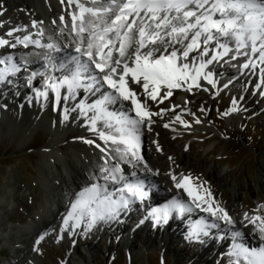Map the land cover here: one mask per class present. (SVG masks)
I'll use <instances>...</instances> for the list:
<instances>
[{"label":"snow or ice","instance_id":"snow-or-ice-1","mask_svg":"<svg viewBox=\"0 0 264 264\" xmlns=\"http://www.w3.org/2000/svg\"><path fill=\"white\" fill-rule=\"evenodd\" d=\"M59 2L66 3L72 10L66 11L70 20H66L64 14L59 16L56 36L48 35L45 39L43 20H32L31 28L36 29L35 32L22 26L0 35V49H17L18 46L29 49L31 46L41 50L28 54L42 61L43 71H33L27 78L29 85L37 77L43 80L41 88L34 89L36 97L47 103L52 93L55 108L59 109L62 103L65 105L63 121L69 120L70 111H78L87 121L85 127L102 142L81 138L99 150L102 163L94 164L88 176L90 182L70 196L57 243L64 239L65 232L76 235V230L82 228L87 235L100 222L118 221L122 211L149 196V185L145 183L147 174L155 176L159 172L150 167L143 155V136L145 129L152 131L153 117L163 118L172 113L163 127L173 132L177 131L175 124L189 132L192 130L193 123L183 119L185 114L195 117V125L204 123L191 109L177 113V108L182 107L179 104L159 107L173 96L174 90L209 91L202 81L216 88L217 81L210 66L226 57L231 60L244 57L243 69L259 70L257 90L264 96L261 87L264 86V0ZM5 11L0 4V16ZM5 23L0 22V28ZM56 23L54 20L53 24ZM29 62L23 54L19 59L12 52L0 54V85L12 84L11 78L21 72L22 64ZM81 90L99 96L91 103L80 100L70 110L67 102L76 100ZM117 103L120 110L111 111V106ZM200 111L205 109L202 107ZM239 111L233 100L232 107L221 116ZM153 143L157 151H162L158 141ZM172 159L170 156L169 160ZM125 165L132 169L130 173H126ZM137 170L145 173L143 179ZM166 175L189 199L174 198L163 207L152 209L145 220L152 219L157 225L167 224L174 213L183 216L194 208L199 209L212 217L213 222L209 224L203 218L197 221L191 226L188 239L208 236L210 228L218 227L215 221H222L233 226L234 243L228 253V264H264V214H261L264 204L258 205L253 214L245 212L243 215L244 226L252 225L262 241L259 247L248 248L235 242L243 233L235 229L232 216L215 200L210 189L195 182L190 174L169 172ZM52 231L38 236L34 252L42 254L40 245Z\"/></svg>","mask_w":264,"mask_h":264},{"label":"bare ground","instance_id":"bare-ground-1","mask_svg":"<svg viewBox=\"0 0 264 264\" xmlns=\"http://www.w3.org/2000/svg\"><path fill=\"white\" fill-rule=\"evenodd\" d=\"M2 1H4L7 10L5 11V14L3 16H0V22H6L5 26L3 28H0V35H4L10 28L22 26H28L31 32H35L36 29L31 28L32 20H43L44 23L41 27H43L45 30L46 39L48 35H57L60 27V15L64 14L66 16V20H70V17L66 15V11H71L72 9L68 8L66 3L62 5L59 0H45L48 3V9L50 13L47 11V8H44L43 6L39 7L29 0ZM17 7H23V9L19 10L17 9ZM54 20L57 21L56 24H53ZM22 34L23 33H17V35ZM6 51L12 52L17 59L20 58L19 56H17L18 53L22 52L24 53L26 59H29L30 62L27 64H22L21 72L17 74L16 77L11 78L13 79V83L11 85H0V128L4 131H7L9 129V133L15 132L18 134V132L13 131V129L15 126L21 125L24 126L26 130V133L22 132L24 133V137L30 136L31 134H36L38 128L39 130L41 129L40 132L50 135V140L47 145L48 152H44L45 160L42 163V169L44 172V183L47 187V192L48 194L50 193L51 195H53L54 203L43 205V210L37 212L35 216L31 217L27 223L20 225L13 223L9 226L8 231L0 234V240H4L5 247L7 249H10L11 253L13 254L11 261L4 262L3 264H36L39 253L33 251L35 240L46 230L48 231L52 229V233L57 234V231L60 230L62 226L64 215L69 209L70 196L76 191H79V189L85 183L90 182L88 180V176L91 173L94 164L102 163L100 159L101 153L99 152V150L94 145H88L84 143L81 138L93 139L96 140L97 143L102 142L99 141L95 133L89 131L88 128L84 129L82 125L70 132L72 123L76 122V120L78 121V115L70 111L69 120L66 122L63 121V108L65 106L63 103L61 107L57 109L54 106V97L52 93L49 94V100L47 103H45L43 101V98L36 97L35 91L32 92L30 90L31 86L29 87L28 85V76L33 71L40 72L43 71V69L41 67L42 61H40L36 57L29 56L28 54L31 52L41 51L40 49H35L31 46L29 49H24L22 46H18L17 49H0V54H4ZM244 60V57H240L238 60H233L235 61V63L238 62L240 65H238L239 67L235 68L234 70L229 69L226 66L232 64V60L229 57H226L224 60L216 62L210 66L215 75L217 87L213 88L211 85H208L206 81L201 82L204 87L209 89V91L207 92L210 95V98H207L205 96L207 98L206 99L204 97L206 102L203 103L204 109L205 106H209L210 103H214L219 95L222 96V92L225 90V88L232 90L231 92H233V94L235 95L236 104L240 109L239 101L240 99H242L243 94L241 95L240 91H236V88H244L247 82L250 81V74L251 76H253V73H256L259 76L258 69L253 72L251 69H243L241 67ZM221 63L223 67L226 66L224 70L220 69L219 67L221 66ZM24 69H29L30 73L28 74L27 71H24ZM220 77L225 78V80L220 79ZM41 82L42 79L40 77H37L35 80H33V86L36 88H41ZM225 84H227L228 87H224ZM261 87L264 88V86ZM218 90L219 94L217 95L216 93ZM181 91L183 92V95L186 96L187 100L191 95L204 96V94L206 93V91L200 89H194V94L184 92L183 90H174L173 95L175 96L176 93ZM258 94H260L259 91ZM85 99L88 102H93L95 98L93 97V95H89L88 93H86ZM168 100H172V97ZM73 101L74 100H70L67 102L66 106L70 110L75 104ZM125 104H127V102H125ZM181 106V108H177V113H180L182 109L192 110V108L187 105L181 104ZM152 107L153 109L156 108L154 102L152 103ZM250 108H254V105L251 104ZM110 110H113L115 112L119 111L120 104L117 103L116 105L111 106ZM192 112H195V110ZM6 114L9 115L8 120H5ZM238 114L239 113L236 112L232 115L236 117L238 116ZM232 117L231 119H234V117ZM3 121H5L6 123L4 124ZM84 123L86 124L87 121L84 120ZM173 127L177 129L176 132H173L171 128H168L169 135L172 137L180 136V132L185 130L179 124H175L173 125ZM203 128L204 127L201 125V128L199 129L203 130ZM72 137H77L78 140L81 139V144L78 146H75V143L71 141L69 147L73 149V152L75 150H79V147H82V150L78 151L80 156L78 157L73 155V160L69 158V155L58 153V150H63L62 143H65V141ZM151 147L152 140L150 139L149 131L145 129L143 136V155L148 161L150 167L154 170H158V176H161L162 179L157 175L153 176L151 174H147L145 183L149 185V196L143 202L137 201L136 205H142V203H146V201L149 202L150 200L152 202L153 200L154 203L151 204L158 207V203L160 200H162V202H165V198L172 200L177 197L188 201L189 198L187 197V194L182 190H177L174 187V183L171 180L170 176L166 175V173L169 172L179 173L177 166L178 158L176 157V154L171 156L173 158L172 160H169V158H165L163 155H160L157 150ZM186 147L188 149L187 151L185 150ZM178 154L180 155V158L189 160V157H191L193 154L191 151V144H189L188 146H181L178 149ZM47 156L50 158L54 157L55 161H51L50 159L48 160L46 158ZM154 156L157 157L159 161H161V165L159 167L157 165V162L154 160ZM79 158L81 160H79ZM124 167L126 173H130L132 171V169L127 165H125ZM203 167L204 169H206L209 175H213L219 183H225V172L223 173L222 171H218L215 165L210 166L206 162L204 163ZM137 171L138 175L143 179L145 177V173L140 170ZM164 183L166 184L163 185ZM155 186H159L160 190L163 193V196L165 197L164 199H162V197L158 199L155 196L153 199L150 198V193H152V189ZM228 188L231 189V192L240 194L242 192L243 186H240L237 182H231L228 184ZM53 191L56 192L57 197H55ZM15 195L16 188L12 185H9V189H5L4 192L0 194V219L4 220V218L9 214L7 208L17 203ZM131 206H134V204H132ZM130 208L131 207L122 211L120 219L118 221L110 223L100 222L95 228H97V230L102 229V233L106 234L108 232L104 231H106V229L109 230V234L114 237H118L120 240H125V243L127 245L131 243V246H129V248H132L135 241V235L133 236L131 231H128L127 224L130 221L133 226L132 232L134 234L138 235L139 232H147L146 242L148 244H151L152 248L153 245L162 246L167 254L169 252H172V250L167 245L168 241H171V243L173 242L177 246V251L174 250L176 252H173L175 253L174 255L177 256H183L182 250L178 249V247L182 243L183 245H185L184 248L186 247V249L190 248V245H192V243L197 244V252L192 256L184 257L188 259L189 264H215L217 263L216 261L219 257L228 259V253L230 252L229 250H232V246L234 243L232 225H227L221 221H215V223L218 224V227L210 228L208 236H201L200 239H188L187 236L191 226H193L202 218L209 224H211L213 222V218L210 217L207 213L203 214L199 209L194 208L191 213H185L183 216H179L174 213L167 224L161 223L160 225H157L152 219H147L146 221H144V223H140V221L143 220L147 214L141 213L138 218H133L131 214H127L128 211L130 212ZM52 214L53 216H55L54 219L50 220ZM190 217H192L191 222H188L187 218ZM242 220L243 215H240L238 217V222L235 225V229L241 231L243 234L245 232H249L250 230L251 234L244 235V238L241 236L236 239L235 242L241 243L248 248L259 247L262 241L259 239L258 233L254 229H252L251 225L245 227L244 223H242ZM148 223L152 225V227H150L153 230L148 229ZM42 228H45L46 230H41ZM63 235L64 239L61 241L65 240L66 235L71 237L74 236L71 232H65ZM225 242L229 243L227 245L228 247L225 246Z\"/></svg>","mask_w":264,"mask_h":264},{"label":"rangeland","instance_id":"rangeland-1","mask_svg":"<svg viewBox=\"0 0 264 264\" xmlns=\"http://www.w3.org/2000/svg\"><path fill=\"white\" fill-rule=\"evenodd\" d=\"M29 1L39 7L47 8L50 13L45 0ZM0 4H3L7 10L4 1L0 0ZM17 9L22 10L23 7H17ZM234 63L235 61L232 60V64L226 66L232 70L240 66L239 64L234 66ZM220 65V69L226 68L222 63ZM249 78L251 82H247L244 86L243 90L246 93L244 92L239 101L238 116L234 117L233 113L226 117L221 116V113L232 107V101L235 100V95L228 88H225L226 90L222 92L223 95H219L214 103L205 106L204 112H201L200 109L204 108V97L210 98L208 92L204 96L191 95L188 100L184 95L176 97L173 95L170 100L172 102H166L159 107L169 108L173 104L187 105L192 108L191 111L195 110L196 117H199L204 123L195 125V117L186 114L183 119L193 123L192 130L190 132L181 131V135L173 139L169 135L168 129L163 127V124L171 118L172 114L169 112L170 114L167 113L163 118L153 117L155 123L152 131L149 132L152 140L151 148L156 150V144L153 141H158L162 149V151H157L160 155L169 158L176 154L178 172L190 174L195 182L202 183L204 187L210 189L215 200L232 216L235 225L240 215H244L245 212L253 214V210L258 205L264 204V96L256 91L259 83L257 77L254 79V76L250 74ZM220 79L225 80L222 77ZM239 89L242 90L239 87L236 88V91ZM185 100L190 103L185 104ZM251 104L254 105V108H250ZM232 116L234 119H231ZM3 123L6 122L3 121ZM80 125L84 126V123L81 121L78 123L76 120L72 123L70 132ZM201 125L204 127L203 130L199 129ZM8 131L9 129L4 131L0 128V194L5 189H9V185L15 186L17 203L7 208L9 214L4 220L0 219V234L8 231L9 226L13 223L17 225L27 223L37 212L43 210V205L54 203L53 195L47 192L42 169V163L45 160L44 152H48L45 149H47L50 135L40 132L41 129L38 128L36 134L24 137L22 132L26 130L21 125H17L13 129L18 134ZM71 141L75 143V146L81 144V139L69 138L65 143H62L63 150H58V153L69 155V158L73 160V155L80 156L78 151L82 150V147L73 152V149L69 147ZM189 144H191L193 154L189 160H184L180 158L178 149ZM46 158L55 161L54 157L47 156ZM79 160L81 159L79 158ZM154 160L159 167L161 161L155 156ZM205 162L210 166L215 165L218 171L225 172V183H219L213 175H209L203 167ZM158 177L161 178V176ZM231 182H237L243 186L240 194L231 192V189L228 188V184ZM53 192L57 197L56 192ZM54 216L52 214L50 220L54 219ZM149 225L152 227L151 224ZM132 227L130 223L128 231H131L133 236L135 235L132 248H129L131 243L127 245L125 240L122 241L109 234V230H107L109 235L98 233L97 235L92 234L91 237V233L83 234L82 228L76 230L73 239L66 235L64 241L57 243L60 232L58 230L57 234L52 233L40 246L42 254L39 253L36 264H61L62 261L66 264H189L188 259L184 257L192 256L197 252V244L192 243L187 249L184 248L185 245L181 244L183 247L180 248V245L178 249L182 250L183 256L174 255L173 252L177 251V246L168 241L167 245L172 252L167 254L162 246L153 245L152 248L151 244L146 242L147 232H139L136 235L132 232ZM251 227L254 229L252 225ZM79 231H82L80 235ZM91 231L98 232L95 227ZM246 234L250 235L251 231L245 232L242 237ZM91 243L92 245H90ZM4 244V240H0V264L10 262L13 256L10 249H7ZM224 244L228 247L229 243L225 242ZM85 246L92 249L91 253L87 252V256L83 252L86 251L83 250ZM218 259L215 264H228V259L223 261H218Z\"/></svg>","mask_w":264,"mask_h":264}]
</instances>
